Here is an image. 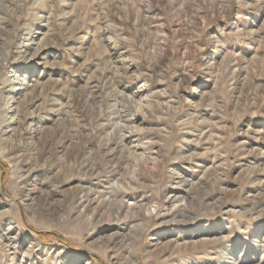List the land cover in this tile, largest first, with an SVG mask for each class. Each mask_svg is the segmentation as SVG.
I'll return each mask as SVG.
<instances>
[{
  "label": "rangeland",
  "instance_id": "obj_1",
  "mask_svg": "<svg viewBox=\"0 0 264 264\" xmlns=\"http://www.w3.org/2000/svg\"><path fill=\"white\" fill-rule=\"evenodd\" d=\"M5 114L0 264H264V0H0Z\"/></svg>",
  "mask_w": 264,
  "mask_h": 264
},
{
  "label": "bare ground",
  "instance_id": "obj_2",
  "mask_svg": "<svg viewBox=\"0 0 264 264\" xmlns=\"http://www.w3.org/2000/svg\"><path fill=\"white\" fill-rule=\"evenodd\" d=\"M15 122H16V119L13 117V115L9 116L8 114H5V116L3 117L2 121H1V128H0L1 129V135H5L9 131H11L13 128H10V127L13 126V124H15ZM84 198H81L79 205H84V201H86V198L85 199ZM179 214H181V211H179V213H177L176 215H179ZM210 240L211 239H209V238H202L200 241L197 240V241L192 242V243H197L194 245H199V244L200 245H206V244H209ZM189 247H190V244L185 245L186 249H188ZM120 263H122V262H120ZM138 263L139 262H134L133 264H138Z\"/></svg>",
  "mask_w": 264,
  "mask_h": 264
}]
</instances>
